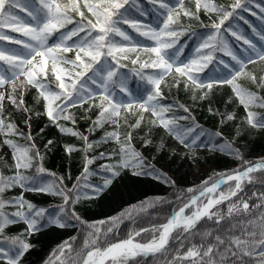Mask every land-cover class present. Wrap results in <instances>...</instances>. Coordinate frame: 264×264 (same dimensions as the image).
<instances>
[{"label":"snow or ice","instance_id":"snow-or-ice-1","mask_svg":"<svg viewBox=\"0 0 264 264\" xmlns=\"http://www.w3.org/2000/svg\"><path fill=\"white\" fill-rule=\"evenodd\" d=\"M151 3L155 4L156 0ZM21 4L22 11L26 12L24 18L16 13ZM126 4H130V0H99L95 4L90 0H84L83 4L80 0H65L64 3L0 0V137H3L0 150L7 148L12 153V164L5 162L9 174L0 172V261L22 264L23 257L33 247L24 237L34 232L50 226L64 229L79 225L82 233L86 230L83 246L74 247L77 238L71 237L57 245L43 264H264V191L246 193L244 188L245 184H259L264 188V158L245 161L238 148L223 140L222 133L208 131L195 123L187 107L178 102L164 104L161 90L165 78L173 72L176 86L183 84L187 90H200V99L206 98L214 87L231 86L234 96L245 108L246 124L252 129H264V112L251 110L254 107L264 109V96L237 83L238 78H244L264 91V75L247 70L248 65L264 61V43L258 47L245 40L248 47L242 52H233L221 40L218 50L230 57V61L216 58L213 74L201 77L198 74L214 60L211 53L217 50L216 36H208L197 49L198 52L208 49L209 54L202 57L203 64L196 60H180L178 51L183 49L177 50L174 45L175 37L185 30L179 19L181 13L194 19L199 18L201 11L220 14L219 22L211 26L218 34L224 21L242 7L240 0L230 5L231 10L213 0H195L194 10L185 8L184 0H161L156 9L155 27L131 22V27L150 41L142 50L155 57L140 63L138 55L135 59H130L129 55L141 49L140 41L119 26L121 22L130 23ZM141 27L148 30L140 31ZM6 28L10 32H5ZM260 41H264V35L260 36ZM67 53H74V58H69ZM121 59H130L133 65H140L139 69L131 70L132 76L138 77L135 89L131 87L129 73L122 71L126 66ZM62 65H71L74 70L68 71ZM145 69L154 71L146 73ZM50 74L54 78L52 81ZM29 87L35 88L38 99L43 100L44 115L49 121L61 132L83 141L80 149L70 145L65 148L69 154L72 151L85 154L82 172L71 188L64 183L65 177L43 166L44 154L35 144L31 131L23 132L11 121L10 115H4L7 101L27 114L25 123L30 128L31 112L24 103V93ZM85 105L87 110L98 109L90 133L105 124L112 125L114 130L106 131L98 140L89 141L87 135L59 124L63 119L75 125V116L67 110ZM174 108H182L185 115H177L172 111ZM148 112L155 118L150 124L155 127L158 121L159 126L187 150L192 160L198 159L194 149L208 148L236 156L241 160V167L232 173H214L203 182L199 194L189 200L188 193L197 190L179 189L166 172L156 167L155 157L149 160L133 144L134 133L141 128L144 113ZM166 113L170 115L166 117ZM128 116L137 118L129 123ZM231 119L234 116L226 115L221 122ZM179 120L190 123L180 124ZM122 126L127 128L123 134L119 132ZM10 137H21L27 143L20 144ZM150 137L151 132L143 138V148L152 145ZM110 142L116 145L111 151H95L94 146ZM51 144L49 140L48 145ZM163 148L161 143L157 151ZM89 152L94 154L89 155ZM97 161L101 162L99 167L90 168ZM33 168L35 174H26ZM129 169L137 170L132 173L135 176L152 177L172 187L173 199L156 197L132 205L114 217L92 222L83 220L76 205L82 199L100 196L122 171ZM90 175L101 176L102 182H91ZM226 184L227 193L219 191L214 195ZM13 189H20V192L8 195ZM25 192L59 197L62 203L54 210L38 207L25 199ZM163 204L182 206L179 211L172 210L166 223L152 224L130 232L127 239L113 242L115 230L125 218L135 222L141 213ZM6 208L15 210L6 211ZM19 223L25 225L23 230L5 235L6 229ZM142 234L151 239L137 241L136 237Z\"/></svg>","mask_w":264,"mask_h":264},{"label":"trees","instance_id":"trees-1","mask_svg":"<svg viewBox=\"0 0 264 264\" xmlns=\"http://www.w3.org/2000/svg\"><path fill=\"white\" fill-rule=\"evenodd\" d=\"M59 3H64L65 0H57ZM83 4L84 0H80ZM91 3H98L99 0H90ZM161 0H156V3H151V0H130V4H126L125 8L129 11L126 14L127 19L130 21L129 24L120 23L121 30L126 31L128 35L132 36L135 40L140 41L141 47L146 46L150 43L147 38L141 37L136 29L131 27V22L137 23L138 25L150 24L153 27L155 24L156 9H159ZM217 4L224 5L231 10L230 5L235 0H213ZM242 5L241 8L235 10L233 16L229 17L228 20L224 21L221 25V31L217 34L212 29L213 22L218 23L220 14L217 13H205L201 11L198 19L188 18L183 16L181 13L180 23L185 26L183 34H179L175 37L176 44L174 47L182 51H178L180 60L189 62L196 60L198 64H203L205 61L202 57L208 55V49H197L200 44L207 39L208 36L215 35L216 40L214 43L217 45V50L211 54L214 57L212 62L207 63V67L203 69L198 75L204 77L205 74H213V69L216 67V58H222L230 61L224 52L219 51L220 41L228 45V48L232 51L236 49L238 52H242L248 45L244 44L245 40L251 43H256L259 47L264 41H260V36L264 35V12H261V8H264V0H240ZM259 5V6H258ZM184 7L188 9H195V0H184ZM21 8H17L16 12L26 13ZM85 12L86 16L92 18L86 9L81 8ZM143 13V14H142ZM255 13V15H253ZM79 19V17H74ZM207 26V27H205ZM70 28L71 25H68ZM253 29L256 31L253 32ZM10 32V29H7ZM147 28L141 27L140 31H147ZM192 33H196L195 36ZM232 33H236L235 36ZM19 34L20 33H12ZM250 35L253 39L249 38ZM117 40L122 39L116 37ZM5 44L10 43L4 41ZM142 49V48H141ZM234 52V51H233ZM69 58H74V53L66 54ZM140 57V63L154 59V55L150 56L148 53L142 51L137 53ZM137 55L131 59H135ZM90 62V61H89ZM126 67L122 71L129 73L131 77V87L136 88V82L138 77L132 76V69H139L140 65H133L130 59H121L120 61ZM68 71H73V66L62 65ZM78 70V69H75ZM247 70L256 73L257 75H264V61H257L255 64L248 65ZM146 73H151L153 69H145ZM49 80L52 81L54 78L49 75ZM237 83L241 86L248 88L252 91L259 92L260 95L264 96V91L259 90L256 85L252 84L251 81L238 78ZM163 92V103L164 104H175L179 103L189 109L191 117L195 123L203 127L208 131L220 132L223 134V140L227 141L233 147L238 148L243 155L245 161H257L264 158V129H252L249 127L246 120L245 108L240 104L238 98H236L232 92L231 86L223 85L214 87V89L204 99H200V90H187L183 87H177L175 84V73L173 72L165 81L162 83ZM20 95L19 92L16 93ZM25 106L31 112L30 128L25 123L26 113L16 110L11 104L5 101V117L11 116V121L16 126L27 133L31 131L32 138L35 144L40 148L44 154L43 166L57 176L65 177L64 183L71 188L75 182L76 177L82 172L84 165V152L72 151L70 154L65 151L66 146H73L74 148L80 149L83 147V141L71 134L61 132L60 128L56 124L49 121L48 117L44 115V102L42 99H38V92L35 88L29 87L24 93ZM211 110V111H210ZM256 112H264V109L254 107L251 109ZM68 112L72 113L76 118V123L73 125L71 121L61 119L59 124L67 127L74 128L75 130L88 136L89 141L98 140L104 135L106 131H113V126L105 124L102 128H97L94 132H89L92 125V121L96 119L98 109L92 108L87 110V105L84 107L69 108ZM177 115H185L182 108H174ZM124 114L122 113V116ZM170 113H166L167 117ZM226 115L234 116V119L224 120L221 122V118ZM137 117L128 116V122L132 123ZM155 119L151 113H144V121L142 122L141 128L134 133L133 144L139 148L149 160H152L153 156L160 154L162 164H157L156 167L167 173L168 177L176 182L179 189H196L199 191L203 187V182L212 177L214 173L234 172L236 169L241 167V160L234 155H229L225 152L216 150H209L208 148H197L196 151L198 159L192 160L187 150L180 145L175 139L168 135V133L159 126L153 127L150 121ZM178 123L186 124L190 121L179 120ZM127 128L122 126L119 129L121 134L125 133ZM151 132L152 145L147 148L141 146L143 138L146 134ZM15 139L20 144H26L27 141L21 137H10ZM3 137H0L2 140ZM51 140L52 144L48 145V141ZM223 142V141H218ZM163 143V151H157V147ZM45 145H48L45 148ZM114 142L108 144H100L95 147V151H111L115 148ZM94 152H89V155ZM5 162L8 165L12 164V153L9 149L3 148L0 150V172L5 175L9 174L8 168L5 166ZM101 162L97 161L90 168H98ZM168 164V165H167ZM198 168L202 176L201 180H193L191 172ZM133 171L136 169H129L122 171L121 174L116 177L112 184L103 191L100 196L93 199H82L77 205L76 210L81 215L82 219L87 222L97 221L106 219L108 217H114L121 211L129 209L132 205H138L141 201L151 200L156 197L165 198L172 200L171 193L173 188L169 185L154 179L152 177L135 176ZM28 175L35 174V169H29ZM71 179H68V177ZM258 176V174H254ZM89 180L94 183H101L102 177L99 175H90ZM234 183V182H231ZM246 193L253 191L259 192L264 191L259 184L244 186ZM227 184L220 189V191H227ZM197 191L188 193V199L195 194ZM20 189H13L8 195L18 194ZM115 192L117 196H115ZM113 195V198H111ZM25 199L31 201L38 207L54 210L56 206L62 203L59 197L42 195L36 192H25ZM234 199V198H233ZM103 200L102 204L96 208L97 202ZM104 204V206H103ZM182 205L174 204H163L157 208H149L147 212L141 213V216L132 222L127 218L120 223L115 230V239L113 242L128 238L130 232L138 231L143 227H147L152 224H159L165 221L171 214L173 209H178ZM224 208L225 205H220ZM6 211H14L15 209L6 208ZM209 223L210 222H202ZM25 228L23 223L13 225L6 229L5 235H15ZM66 231H60L61 228L50 226L42 229L39 232H34L32 235L24 237L33 246L29 252L23 257L22 264H43V262L50 256L53 249L60 245L65 240H69L71 237H76L77 240L74 243V247H82L86 236V230L82 233L79 225L76 227L64 228ZM54 232L55 236L51 237V233ZM141 242H146L151 239V236L143 235L136 237ZM0 264H6L4 261H0Z\"/></svg>","mask_w":264,"mask_h":264},{"label":"rangeland","instance_id":"rangeland-1","mask_svg":"<svg viewBox=\"0 0 264 264\" xmlns=\"http://www.w3.org/2000/svg\"><path fill=\"white\" fill-rule=\"evenodd\" d=\"M21 16V18H24L25 17V15H20ZM63 67V66H62ZM65 68V67H64ZM149 113V112H148ZM148 113H147V116H148ZM153 157H155V162L157 163V164H162V161H161V159H160V154L159 155H156V156H153ZM168 165V164H167ZM191 174H192V177H193V180H195V181H198L199 182V180H201V178H203L202 176L204 175L203 173H201V171L198 169V168H196V169H194L192 172H191ZM115 196H117V193L115 192ZM111 198H113V195H111ZM102 201L103 200H99L98 202H97V205H96V208L97 207H99L101 204H102ZM103 206H104V204H103ZM60 231H66L65 229H61ZM51 237H53V236H55V233L54 232H52L51 234Z\"/></svg>","mask_w":264,"mask_h":264},{"label":"water","instance_id":"water-1","mask_svg":"<svg viewBox=\"0 0 264 264\" xmlns=\"http://www.w3.org/2000/svg\"><path fill=\"white\" fill-rule=\"evenodd\" d=\"M198 194H199V193H198ZM198 194H196V195H198ZM178 211H179V210H178ZM166 222H167V221H166ZM166 222H165V223H166Z\"/></svg>","mask_w":264,"mask_h":264}]
</instances>
